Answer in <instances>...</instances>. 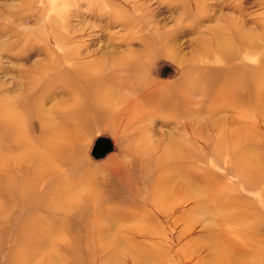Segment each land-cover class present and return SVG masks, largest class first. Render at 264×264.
Masks as SVG:
<instances>
[{"label": "rangeland", "instance_id": "1", "mask_svg": "<svg viewBox=\"0 0 264 264\" xmlns=\"http://www.w3.org/2000/svg\"><path fill=\"white\" fill-rule=\"evenodd\" d=\"M222 26L239 32L220 52ZM74 48L83 61H99V80L110 68L115 79L128 77L127 88L116 89L122 106L84 118V131H66L69 144L55 154L62 161L9 165L3 174L0 162V175L13 179L7 187L26 180L37 189L0 197V264H221L220 242L230 237L240 246L238 264H264V0H0V109H17L16 141L30 140L19 149L0 129V161L46 149L51 114L33 105L49 96L42 105L60 117L69 98L87 99L92 85L73 84L71 75L84 71L63 56ZM121 56L137 58L139 71L124 73ZM224 83L234 90L220 97ZM182 137L195 156L189 169L206 177L205 187L223 189L218 201L229 212L182 202L181 191L156 205L165 167L158 160ZM246 146L254 161L244 159ZM229 214L249 218L225 229Z\"/></svg>", "mask_w": 264, "mask_h": 264}, {"label": "bare ground", "instance_id": "2", "mask_svg": "<svg viewBox=\"0 0 264 264\" xmlns=\"http://www.w3.org/2000/svg\"><path fill=\"white\" fill-rule=\"evenodd\" d=\"M229 28L230 27H228V26H222L221 27L222 31L224 33L226 32L225 34H227V37H226V41H224L225 42L224 45H221V47L218 46V51H220V52L225 50V49H229V45L231 46L230 43L237 39L239 31L230 30ZM234 38H236V39H234ZM63 56L71 58V59H75L78 61L77 62L78 66H77L75 71H84L83 75H80L79 77L75 76V78H74V75L73 76L71 75V77H73L72 80L74 81V83L73 82H71V83L78 84V82L81 81V82H85L89 85H92V88L87 90V92H88L87 99H79L76 96H72L71 98H69L66 101V105L63 107L61 114H59L60 117H58L57 114L56 115L52 114L51 108L46 109V107H44L42 105V104L45 105L46 99L49 96H47L45 99H43V101L40 104L33 105L34 111H37L39 114H43V113L45 115L51 114V116L49 115V117H48V128L46 129L47 130L46 135L49 137V141H47L45 143L46 149L44 151L33 150L32 152L31 151L29 152L27 149L26 151L21 152L18 155L9 154V155H7L8 157H1L0 162L2 164V167L4 168V170L1 171V174H3L4 171L8 170L9 165H11L13 167L14 166L18 167L19 165L28 164L29 162H34L35 166H36V164H38L39 166L41 164H44V166H45V164L49 163L50 161H51L50 163H53L52 161L64 160L65 159L64 156H63V158H62V156L57 157L55 154H59V152L62 151L63 147L65 145H67V143L69 144L68 140L65 137L66 131H76V132L78 130L84 131L81 129L82 125L80 124V122L84 118H88L90 116H96V117L97 116H105L108 113H117L119 111L120 107L122 106L120 103V99L118 98L117 90L119 88L120 89H124V88L126 89L127 88L126 82H127L128 77L123 76L120 80L119 76H117L118 78L115 79L114 73H116L117 70L114 68H110L107 70L108 71V74H107L108 78H106L104 80H99L96 76L101 71H103L102 67L99 66V64H100V63H98L99 61H92V62L83 61L79 55V48L78 49L74 48V50L72 49L71 51H69V50L63 51ZM54 60H55V62L58 63L60 61V57L54 58ZM115 62L121 63L122 65L126 66L125 67L126 69L124 68L122 70V71H124V73L126 72V74L132 73L138 69L137 63H136L137 58H132V56L131 57H123V56L118 57ZM116 63H114V64H116ZM48 64H49V62L41 63L40 65L47 66ZM38 66L39 65H37V67ZM37 67H35V68H37ZM136 67H137V69H136ZM138 71H139V69H138ZM117 74H119V73H117ZM260 78H261L260 81L264 82V73L263 72L261 73ZM241 82L242 81L239 80L238 78H235L232 80V83H234L236 86H238V84H240ZM113 85H115V87H113ZM233 90L234 89L228 88L226 83H224L223 86L219 89V92H218L219 95L218 96L222 97L227 93L233 92ZM258 92H259V96L261 97V101H264L263 91L258 90ZM262 98H263V100H262ZM163 105H165V104H163ZM89 113H90V115H89ZM180 115L181 116L183 115V117L185 119H187V121L191 120V117L187 111L180 113ZM180 115H178V116H180ZM57 118L59 120H61L59 124L54 123V120H56ZM69 121H71V123H69ZM73 121L75 123L77 121V123L74 125V124H72ZM0 129L5 130L3 132L5 137L8 138V140H10L11 142L15 143L19 149H21L22 147H23V149L24 148L26 149L30 146V140L27 137L21 141H16L17 140L16 135L18 133V136H19V134L21 133V131L23 129V126H22V120L19 117V112L14 107L7 106L6 108L2 107L0 109ZM15 130H16V132H14ZM53 137H56V139H55L56 141H50V139ZM32 142H33V145H35V143L37 141H34V139H33ZM37 143H41V142L38 141ZM35 146H37V145H35ZM190 146H191V142L189 141V138H183L182 137L181 139H174L170 145L169 150L165 153L164 157L161 158L160 160H158L157 167H159V165H160V167L161 166L163 167V165H165V167L163 168L162 173L159 174L160 176L157 177V179H158V180H156L157 186L153 190L156 205L161 207L162 199H164V197H166V196L176 197V192L181 191L178 195L181 196L180 194L183 192V196H181L182 202L187 201L191 198H194L199 209L203 210L204 208L206 209V207L210 206V207H212V209H214L215 212H217V210H220L221 212H223V213H218V216L220 214L223 215L226 211L229 212L230 207H228V205H225L224 202L220 203L218 201V200H220V198H223L222 196H224L223 189L216 188V187H213V189H209V188L205 187L206 177L199 176V175L197 176L196 174L194 175L191 172V170L189 169L188 165L192 162V160L195 157V156H193V153L191 151ZM246 147L247 148L242 151L243 155L245 156L244 159H246L247 162L248 161H250V162L254 161L255 157H254L253 153L250 152L251 149H249L248 146H246ZM35 159H36V161H35ZM141 159H143V158L140 157L139 162H141L142 169H145L148 161L146 160L147 162L143 164ZM145 159H146V157H145ZM175 161H179L180 166H182V168L178 169ZM243 161H244L243 159L241 160V162L236 161L235 166L240 167V163L242 165ZM53 164H51V165H53ZM37 168H38V166H37ZM26 169H29V168L26 167ZM177 169H178V171H177ZM11 181H13V179L9 176H6V174H4V176L0 175V183L2 182L1 184H3L6 187V189L3 192L0 191V197L4 196L5 198L6 197L11 198V197H14L15 194L17 193V194H19V196L21 198L22 197L25 198L26 196H28L29 193L37 191L34 184L27 182L26 180L21 183L22 186H20L19 185L20 183H18V185H16V186L13 185V187H11L12 186L11 185L10 187H7L8 186L7 184ZM68 182L66 184H68ZM65 189H67V188H65ZM68 190L70 191V188L67 189V191ZM69 191L67 192L68 197L73 195V194L76 195L75 193L71 194L73 191L70 192V194H69ZM64 193H66V191ZM206 193L213 196L214 198L210 199V201H208V199L206 200L205 199ZM65 195H63V196H65ZM67 195H66V197H67ZM217 202H218V204H217ZM162 208H163V205H162ZM5 214L6 213H0V217L3 219L5 217ZM130 215L132 216V214H128L127 216H130ZM247 218H249V217L244 216V215L239 216L238 222H236L235 216L233 214H229L228 216L224 215L223 216L224 220H221V221L224 223L225 229H227L226 225L229 222H234L233 224H235V225L238 224V226H239L242 223H244L245 221H248V220H246ZM118 224L120 225V221L117 219H115L112 223V225H114V226H116ZM32 228L33 227L31 226L30 227V236L33 237L35 235V232L33 234L31 233L33 231ZM33 240H38V238L33 237ZM233 240H232V237H230L227 239L224 238L220 242L224 246L223 256H222L223 257V263H221V264H238L236 258H238L237 252H238V249L240 246L237 245L236 240L235 241H233ZM223 241H225V243ZM112 242L118 243V240L114 239V240H112ZM51 243H52V241H51ZM254 246H253L254 250H253V248H251L250 250H253L254 255H256L257 252H255V250L257 251L258 245L256 244ZM49 247H50V244H49ZM118 256H119V254L116 257H118Z\"/></svg>", "mask_w": 264, "mask_h": 264}]
</instances>
